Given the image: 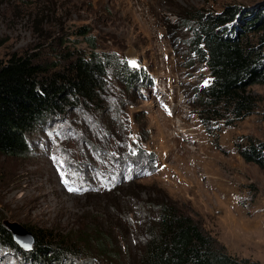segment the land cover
<instances>
[{
  "label": "rangeland",
  "instance_id": "rangeland-1",
  "mask_svg": "<svg viewBox=\"0 0 264 264\" xmlns=\"http://www.w3.org/2000/svg\"><path fill=\"white\" fill-rule=\"evenodd\" d=\"M231 7L239 25L245 14L257 18L264 0H0V63L13 53L50 65L66 47L88 52L75 33L89 26L97 52L125 66L119 76L107 71L109 124L80 107L28 137L25 157L0 154V219L71 242L83 240L87 227H111L120 264H133L144 214L137 207L162 194L228 254L264 264V167L238 154L264 145V84L247 89L253 105L240 119L223 104L202 102L211 77L189 47L190 30L177 25L178 15H220ZM255 34L247 37L252 44ZM133 71L142 80L130 86ZM138 152L151 154L153 167L134 158ZM119 190L126 208L120 193L113 195ZM114 205L126 219L116 218ZM93 256L91 264H109ZM90 263L72 256L63 264ZM0 264L58 263H35L0 244Z\"/></svg>",
  "mask_w": 264,
  "mask_h": 264
},
{
  "label": "trees",
  "instance_id": "trees-1",
  "mask_svg": "<svg viewBox=\"0 0 264 264\" xmlns=\"http://www.w3.org/2000/svg\"><path fill=\"white\" fill-rule=\"evenodd\" d=\"M245 15L250 18L245 19L242 25H236L234 7L220 15L208 16L193 10L190 15H178L177 18L178 26L190 30L189 47L197 60L207 66L211 77L209 86L202 90V102L211 106L223 104L235 119L250 113L253 102L246 95L247 89L264 84V10L258 13L257 18H251L254 16L252 13ZM238 28H241L239 35L233 30ZM254 31L256 40L252 44L247 37ZM75 35L83 39L88 52L66 47L61 60L50 65L28 52L22 55L13 53L6 62L0 63L1 155L25 157L30 149L28 137L50 118L66 116L80 107H91L99 119L108 123L109 117L111 121L107 111L109 107L104 104L107 71L116 70L119 76L125 66L116 64L109 55L97 52V37L89 26L78 28ZM136 76L134 71L128 74L130 86L131 81L142 80ZM113 117L117 122L119 113H114ZM103 130L110 135L113 128ZM238 154L245 161L264 167V145L241 147ZM143 156L144 152L133 155L151 167L154 157L150 154L144 159ZM125 160L139 164L130 157ZM116 193H120V201L126 208L129 202L126 194L122 190L112 194ZM120 206L114 205L116 218L123 215L122 218L126 219L128 215L119 210ZM137 208L144 214L139 216L138 227L135 226L133 264H259L228 254L211 235L162 194L145 201V208L140 205ZM2 222L0 219V244L26 255L35 263L46 260L63 264L72 256L82 257L90 263L94 251L109 264H120L121 249L114 243L111 227H87L88 234L83 233V240L71 242L68 240L70 236L54 235L47 230L35 232L24 226L34 237L32 250L25 253Z\"/></svg>",
  "mask_w": 264,
  "mask_h": 264
},
{
  "label": "water",
  "instance_id": "water-1",
  "mask_svg": "<svg viewBox=\"0 0 264 264\" xmlns=\"http://www.w3.org/2000/svg\"><path fill=\"white\" fill-rule=\"evenodd\" d=\"M131 52L132 51H129L126 54L130 55ZM2 224L11 233L14 242L23 252L32 250L34 245V237L24 226L16 223H10L8 221H3Z\"/></svg>",
  "mask_w": 264,
  "mask_h": 264
},
{
  "label": "built area",
  "instance_id": "built-area-1",
  "mask_svg": "<svg viewBox=\"0 0 264 264\" xmlns=\"http://www.w3.org/2000/svg\"><path fill=\"white\" fill-rule=\"evenodd\" d=\"M132 163H133V162H132ZM148 167H150V166H148ZM151 167H152V163H151ZM151 167H150V168H151Z\"/></svg>",
  "mask_w": 264,
  "mask_h": 264
},
{
  "label": "snow or ice",
  "instance_id": "snow-or-ice-1",
  "mask_svg": "<svg viewBox=\"0 0 264 264\" xmlns=\"http://www.w3.org/2000/svg\"><path fill=\"white\" fill-rule=\"evenodd\" d=\"M70 190H72V189H70Z\"/></svg>",
  "mask_w": 264,
  "mask_h": 264
}]
</instances>
